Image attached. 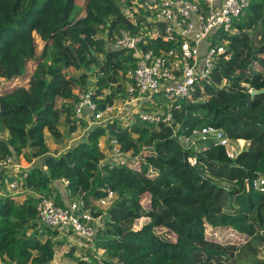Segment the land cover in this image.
Here are the masks:
<instances>
[{
    "label": "trees",
    "instance_id": "obj_1",
    "mask_svg": "<svg viewBox=\"0 0 264 264\" xmlns=\"http://www.w3.org/2000/svg\"><path fill=\"white\" fill-rule=\"evenodd\" d=\"M76 1L0 0V161L42 159L17 175L28 192L24 201L0 194V264H53L59 231L41 225L33 193L65 206L63 193L70 201L109 191L115 196L94 240V251L103 250L101 264H239L235 237L264 242V189L247 188L264 173V92L251 93L264 88V0H251L232 31L210 36L207 44L226 52L180 108L171 109L172 125L138 113L131 125L114 117L52 153L46 131L62 142V116L68 133L86 123L75 117V90L93 89L100 110L128 98L136 61L126 49L111 48V40L122 29L152 26L138 6L144 0H83L86 12L75 14ZM170 46L151 40L146 48ZM149 104L147 110H169L161 94ZM206 125L222 129L231 144L244 139L249 146L232 158L217 142L198 150L181 144L180 135ZM111 140L139 160L104 162ZM5 179L1 173L0 187ZM158 227L174 239L160 237ZM252 264H264V256Z\"/></svg>",
    "mask_w": 264,
    "mask_h": 264
},
{
    "label": "built area",
    "instance_id": "obj_2",
    "mask_svg": "<svg viewBox=\"0 0 264 264\" xmlns=\"http://www.w3.org/2000/svg\"><path fill=\"white\" fill-rule=\"evenodd\" d=\"M250 2L251 0H144L137 3L140 9L145 10L147 21L152 26L144 25L136 33L122 29L111 40L110 45L111 48L131 52L136 61L135 69L129 74L133 82L127 84L128 98L123 100L125 106L130 105L136 110L131 111L130 116L125 113L124 124L131 125L136 120L135 114L138 113L145 121H163L172 125L174 117L171 109L180 108L179 101L198 89L214 68V59L226 52L224 45L207 44L210 36L216 30L232 31L234 20L245 13ZM151 40L171 42V46L156 52L146 48ZM201 50L205 51L200 54ZM92 90L76 91L79 100L75 104V117L79 122H88L90 117L92 127L102 119L105 122L120 117L114 113L116 102L105 110L98 109ZM157 94L167 99L169 110L165 114L161 113L162 109L147 110ZM179 141L185 148L193 150H198L206 143L217 142L226 146L229 157L234 158L239 154V151L231 146V140L226 133L211 125L196 129L191 135H180ZM105 154L104 162L112 165H129L140 158V155L133 156L131 152L123 151L117 140L110 141ZM15 159L14 156H9L1 160L0 171L11 165L16 166ZM62 182L66 185L69 183L66 178H62ZM6 183L7 190L0 191V194L13 195L20 190L22 193L27 191L22 178L6 179ZM251 186L263 190L264 173H260L252 182L249 181L247 188ZM33 195L37 198V215L42 226L57 229L59 235L75 234L94 250V240L101 226L97 219H100L102 214L95 216L93 212L99 210L97 207L112 203L115 196L113 191H109L106 197L100 199L87 200L82 195L68 201L65 206L57 204L53 197L45 194Z\"/></svg>",
    "mask_w": 264,
    "mask_h": 264
},
{
    "label": "rangeland",
    "instance_id": "obj_3",
    "mask_svg": "<svg viewBox=\"0 0 264 264\" xmlns=\"http://www.w3.org/2000/svg\"><path fill=\"white\" fill-rule=\"evenodd\" d=\"M84 1L83 0H77L76 5L74 6V12L73 13H78L84 11ZM86 12V10H85ZM128 14H131V11L128 9L126 10ZM40 44V43H39ZM41 47V44H40ZM205 50H201L200 54H202ZM82 73V71H78L77 74ZM95 79H92L90 81V88H92L94 85ZM92 84V85H91ZM76 91V90H75ZM124 102L123 99H119L116 101L115 104V110L114 113L115 115H119L123 120L125 119V113L126 116L131 115V111L136 108H132L130 105H126L124 107ZM124 113V114H123ZM107 116V115H106ZM107 120V119H106ZM90 117H88V123L86 126V123L82 125L83 122L79 124V128L76 130L74 133H68L67 131V125H66V120L65 116H62L61 118V124L59 126L60 130L63 132V140L62 142H58L52 135L50 131H46L47 133V143L50 147V150L52 153H61L68 145L75 143L76 141H79L81 139H84L88 129L91 127L90 125ZM104 123V120L99 124ZM106 139H104L105 141ZM234 148H236L238 151L242 150L245 147L249 146V142H247L244 139H241L240 142H234V144H231ZM40 158H35L33 162H28L27 159L23 156H21L18 160L15 159L16 166L13 167L12 165L7 168L3 169L0 174L2 173L4 175V179L7 176H13L15 178L17 177L18 174H20L21 171L24 169H27L29 167H32L33 165H40L41 164ZM6 183V179H5ZM7 183L5 186L3 185V188L6 187ZM1 189V188H0ZM2 190V189H1ZM22 193V190H20L18 193H13V195H20ZM22 195V194H21ZM78 197L75 195H72V199H77ZM108 206H102L101 208L97 207L98 209L101 210L102 215L104 217L97 219V222L102 226H104L105 221L107 219V208ZM229 210V208L227 209ZM141 221L137 223V226H140ZM156 233L167 240H173L174 239V234L169 232L164 227H158L156 228ZM57 241L62 242L60 246H58L56 253H55V258L53 260V264H79L82 260L86 261L90 264H101L100 259L103 257V250H99L98 252H95L93 248H91L90 244L85 243L83 240H81L77 235L75 234H61L58 235L56 238ZM233 240H236V243L238 244V254H239V264H252L253 260L256 258H260L264 256V242H260L258 240H249L246 241L242 237L234 238ZM91 250V251H90ZM91 254V256H89ZM87 257V258H86ZM97 259L99 263L95 261ZM87 263V264H88Z\"/></svg>",
    "mask_w": 264,
    "mask_h": 264
},
{
    "label": "crops",
    "instance_id": "obj_4",
    "mask_svg": "<svg viewBox=\"0 0 264 264\" xmlns=\"http://www.w3.org/2000/svg\"><path fill=\"white\" fill-rule=\"evenodd\" d=\"M77 90H78V89H77ZM77 90H76V91H77ZM76 91H75V92H76ZM70 145H71V144H70ZM70 145H68L67 147H69ZM67 147H66V148H67ZM13 167H15V166H13ZM27 169H28V168H27ZM9 177H10V176H9ZM9 177L6 178V179H10ZM5 184H6V183H5ZM4 186H5V185H4ZM0 188L2 189V190L0 189V191H6V190H7V187H4V188H3V186H1ZM21 194H22V195H21ZM21 194L18 195V196H14V197H16L17 199H19V200H21V201H24V200L27 198L28 192L21 193ZM63 197H64V199H65V203L67 204V203H68V198H67V196H66L65 193H63ZM102 217H104V216L102 215L101 218H102ZM106 217H107V216H106Z\"/></svg>",
    "mask_w": 264,
    "mask_h": 264
},
{
    "label": "water",
    "instance_id": "obj_5",
    "mask_svg": "<svg viewBox=\"0 0 264 264\" xmlns=\"http://www.w3.org/2000/svg\"><path fill=\"white\" fill-rule=\"evenodd\" d=\"M264 92V88L261 89V90H252L251 93H252V96L256 95V94H260V93H263Z\"/></svg>",
    "mask_w": 264,
    "mask_h": 264
}]
</instances>
